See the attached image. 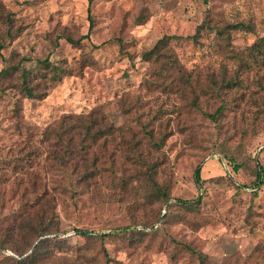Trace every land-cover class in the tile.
Returning a JSON list of instances; mask_svg holds the SVG:
<instances>
[{"label":"rangeland","instance_id":"374dc122","mask_svg":"<svg viewBox=\"0 0 264 264\" xmlns=\"http://www.w3.org/2000/svg\"><path fill=\"white\" fill-rule=\"evenodd\" d=\"M263 39L264 0H0V264H264Z\"/></svg>","mask_w":264,"mask_h":264},{"label":"trees","instance_id":"16d2710c","mask_svg":"<svg viewBox=\"0 0 264 264\" xmlns=\"http://www.w3.org/2000/svg\"><path fill=\"white\" fill-rule=\"evenodd\" d=\"M91 16V15H90ZM93 22V21H92ZM242 25V24H241ZM91 26H92V23H91ZM226 30L224 28L220 29L219 32L222 33V32H225ZM83 37H89V32L84 34L82 36ZM169 37V36H166V38ZM67 39L71 42H76L77 39L71 37V36H67ZM264 40V39H263ZM165 41V38H162L160 39V42H163ZM263 43L259 44V45H256V47L251 51V54H254L255 58L257 57L258 53H263L264 54V47H263ZM157 47V45H156ZM156 47H154L151 51H153L154 49H156ZM159 45H158V48L159 49ZM150 51V52H151ZM230 51L232 52L233 55H238L239 57L241 56L240 53L236 52L234 49H230ZM148 52V54L150 53ZM43 63H46L47 66H50V61H49V58H46V59H43L42 60ZM51 68L55 71V75H54V78H56L55 76H57L56 74H58V69H59V66H56V65H53L51 66ZM1 72V71H0ZM23 88L24 90H26V94L30 97H35L37 95V89L34 85H29L28 83V74H25V79H24V83H23ZM221 111V108L218 109V111L216 112H220ZM216 113H213V115L215 116ZM263 172H259L258 173V177H257V180H256V186H260L261 183L264 182V179H263ZM195 180L198 184L199 187L202 186V181L204 180L203 176H202V166L201 164H199L196 169H195ZM81 233L83 234H92L91 231L89 230H86V229H79ZM46 233L48 232H41V235H45ZM109 234L108 232L106 233H103L101 234L103 237L105 235ZM45 238H42L40 239L35 247L33 248V250L31 251L30 254L26 255V256H21L19 258V262L23 263V264H27V263H30V264H34L36 262V258H35V254L37 253V251H39L40 249V246L41 244L44 242Z\"/></svg>","mask_w":264,"mask_h":264}]
</instances>
